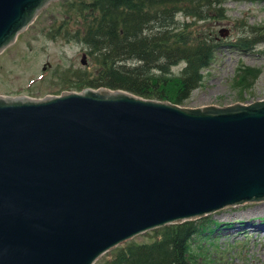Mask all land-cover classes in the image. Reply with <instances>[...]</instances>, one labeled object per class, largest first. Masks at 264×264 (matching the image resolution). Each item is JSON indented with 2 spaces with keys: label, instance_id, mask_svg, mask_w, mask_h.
I'll return each mask as SVG.
<instances>
[{
  "label": "water",
  "instance_id": "95a60500",
  "mask_svg": "<svg viewBox=\"0 0 264 264\" xmlns=\"http://www.w3.org/2000/svg\"><path fill=\"white\" fill-rule=\"evenodd\" d=\"M54 1L0 0V50ZM261 199L264 98L0 94V264H94L157 226Z\"/></svg>",
  "mask_w": 264,
  "mask_h": 264
},
{
  "label": "trees",
  "instance_id": "16d2710c",
  "mask_svg": "<svg viewBox=\"0 0 264 264\" xmlns=\"http://www.w3.org/2000/svg\"><path fill=\"white\" fill-rule=\"evenodd\" d=\"M65 1V15L57 16L53 26L43 27L42 31L53 38L79 40L91 58L77 80L67 78L63 88L81 90L105 85L182 103L202 82L203 68L211 63L216 48L222 44L209 32L191 27L200 19L225 15V8L216 6L215 0ZM178 12L194 17L185 25L188 33L178 29ZM74 23L78 25L72 27ZM249 29L234 41L224 42L249 50L264 41V25ZM182 60L186 64L175 73L173 65ZM94 67L99 68L97 73ZM261 72L259 66L241 64L236 84L241 88L252 86ZM214 223L209 216H201L157 226L147 232L149 240L132 239L113 247L104 264H200L202 257L211 261L203 244L195 243L213 229Z\"/></svg>",
  "mask_w": 264,
  "mask_h": 264
},
{
  "label": "rangeland",
  "instance_id": "374dc122",
  "mask_svg": "<svg viewBox=\"0 0 264 264\" xmlns=\"http://www.w3.org/2000/svg\"><path fill=\"white\" fill-rule=\"evenodd\" d=\"M65 2L56 0L42 8L34 20L0 50V94L41 98L66 89L79 90L63 88L64 82L67 78L77 80L84 72L91 58L88 48L79 40L53 38L42 31L43 27H52L57 16L65 15ZM213 3L224 7L225 15L200 19L191 27L209 32L222 40V44L216 48L211 63L203 68L202 82L179 104L189 107L226 105L264 98V41L249 50L224 42L227 39L234 41L242 32L249 33V26L264 25V0H215ZM175 19L178 29L188 33L185 25L192 23L194 17L178 12ZM77 25L74 23L72 27ZM223 27L229 30L226 35L220 32ZM83 54L87 59L85 63L82 62ZM185 64L182 60L174 64L172 70L179 73ZM241 64L261 67L262 72L252 86L241 88L236 84V72ZM92 69L95 73L99 71L98 67ZM204 216H209L215 223L213 229L205 232L204 238L195 244H203L213 261L202 257L200 264H264V199L228 205ZM147 232L149 230L127 240H149ZM112 248L100 255L94 264H104V258Z\"/></svg>",
  "mask_w": 264,
  "mask_h": 264
},
{
  "label": "bare ground",
  "instance_id": "6f19581e",
  "mask_svg": "<svg viewBox=\"0 0 264 264\" xmlns=\"http://www.w3.org/2000/svg\"><path fill=\"white\" fill-rule=\"evenodd\" d=\"M241 49H243V48H241ZM171 223H176V222H171ZM168 224V223H167ZM241 224V223H240ZM224 225V224H223ZM233 226V225H232ZM244 226V225H243ZM232 228V227H231ZM245 228V227H244ZM237 229V228H236ZM231 230V229H230ZM233 230V229H232ZM255 231V230H254Z\"/></svg>",
  "mask_w": 264,
  "mask_h": 264
}]
</instances>
